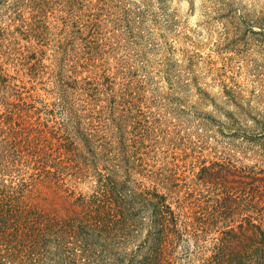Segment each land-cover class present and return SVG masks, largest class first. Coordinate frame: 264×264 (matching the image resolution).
<instances>
[{"label":"rangeland","instance_id":"obj_1","mask_svg":"<svg viewBox=\"0 0 264 264\" xmlns=\"http://www.w3.org/2000/svg\"><path fill=\"white\" fill-rule=\"evenodd\" d=\"M1 190L0 264H264V0H0Z\"/></svg>","mask_w":264,"mask_h":264},{"label":"trees","instance_id":"obj_2","mask_svg":"<svg viewBox=\"0 0 264 264\" xmlns=\"http://www.w3.org/2000/svg\"><path fill=\"white\" fill-rule=\"evenodd\" d=\"M19 198L14 197V194L11 191L6 190H1L0 191V231L1 232H6L10 229H13L15 224L18 226L27 224L25 223L26 216H29L30 213L27 212L25 208H22L19 206L20 203H17ZM82 208L85 214H91L94 213L99 217V218H105V217H112L115 213L114 211L117 210L121 220L120 222H117L122 224L125 228H129L132 226V221L129 220V210H123L122 205L120 204L119 200H113L109 198L106 195H103V198L98 197L95 200H91V202H86L82 200ZM26 215V216H25ZM110 219V218H106ZM24 220V222H22ZM111 224V222L107 223ZM102 225L101 222H96L94 223V226L97 228ZM113 225V224H111ZM122 230V233H123ZM76 230H74L75 232ZM73 232V233H74ZM230 234L234 232V230L228 231ZM124 234V233H123ZM241 236V235H240ZM246 236V235H243ZM123 237V236H120ZM249 237L252 240H255V245H256V250L262 252L263 256L262 258L264 259V230H261L260 228L256 227L249 235ZM86 241V246H88L87 240ZM234 259H231L229 261V264H233Z\"/></svg>","mask_w":264,"mask_h":264}]
</instances>
